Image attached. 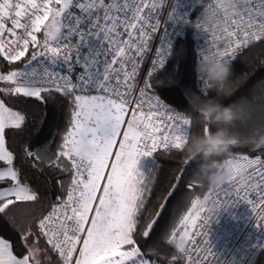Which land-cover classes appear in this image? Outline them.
<instances>
[{"label": "snow or ice", "instance_id": "obj_1", "mask_svg": "<svg viewBox=\"0 0 264 264\" xmlns=\"http://www.w3.org/2000/svg\"><path fill=\"white\" fill-rule=\"evenodd\" d=\"M191 6L194 21L176 0H0V264H226L208 240L218 209L243 202L264 228V146H253L264 78L234 96L264 69V0H236L235 13L223 0ZM177 25L204 37L197 59L230 63L236 77L222 103L243 131L233 126L238 143L217 158L216 187L184 154L192 96L213 92L198 76L196 91L175 74L154 78L184 54L172 47ZM161 84L186 111L155 94ZM164 160L176 164L165 171Z\"/></svg>", "mask_w": 264, "mask_h": 264}, {"label": "clouds", "instance_id": "obj_2", "mask_svg": "<svg viewBox=\"0 0 264 264\" xmlns=\"http://www.w3.org/2000/svg\"><path fill=\"white\" fill-rule=\"evenodd\" d=\"M223 3L235 13L236 0H223ZM204 22L214 26L220 21L205 14ZM193 71L196 76L203 78L204 83L213 92V95L207 98L193 94L190 102L195 113L193 125L206 123L211 131L192 130L184 145V154L190 159L202 161L196 179L208 187H216L225 180L222 174L225 166L217 158L229 154L231 148L238 143V138L232 134V128L240 121V113L233 105L222 103V99L235 91L233 84L236 77L230 63L212 56L197 59ZM253 146H264V135L258 136Z\"/></svg>", "mask_w": 264, "mask_h": 264}, {"label": "built area", "instance_id": "obj_3", "mask_svg": "<svg viewBox=\"0 0 264 264\" xmlns=\"http://www.w3.org/2000/svg\"><path fill=\"white\" fill-rule=\"evenodd\" d=\"M176 4L178 12L181 15L187 13L190 21H194L199 14L196 9L192 8L191 0H176ZM186 37L191 39L195 65L197 52L204 47V37H198L195 29L188 25H177L172 29V47ZM170 57L171 55L168 59ZM149 66L150 60H147L144 65L145 74ZM169 106L172 107V105ZM176 110L179 111L177 108ZM208 240L213 251L226 264L227 262L230 264H254L253 262L263 248L261 244L264 243V228L258 229L256 227L249 206L240 202L226 209H218L208 225Z\"/></svg>", "mask_w": 264, "mask_h": 264}, {"label": "trees", "instance_id": "obj_4", "mask_svg": "<svg viewBox=\"0 0 264 264\" xmlns=\"http://www.w3.org/2000/svg\"><path fill=\"white\" fill-rule=\"evenodd\" d=\"M174 50L183 47L184 54L179 59L175 55H171L166 65L158 72L154 74V78L159 81H163L166 77L175 74L180 78L184 85L190 88L192 91H196L195 88V73L194 69V54L192 51L191 39L186 37L183 40L178 41L174 46ZM264 78V69H256L254 74L246 82L241 83V87L234 92L236 98L242 96H249L258 86L259 81ZM156 94L167 104L174 106L179 111H186L187 108L185 101H179V92L174 87H165L163 84L157 85L154 88ZM174 94L177 98H174ZM193 131H198V125H193ZM237 131H243L242 126L237 124ZM200 161V160H199ZM164 170L167 171L169 167L175 166V160H164ZM202 163V161H200ZM258 257L253 262L254 264H264V247L261 249Z\"/></svg>", "mask_w": 264, "mask_h": 264}, {"label": "rangeland", "instance_id": "obj_5", "mask_svg": "<svg viewBox=\"0 0 264 264\" xmlns=\"http://www.w3.org/2000/svg\"><path fill=\"white\" fill-rule=\"evenodd\" d=\"M195 88H196V84H195ZM138 167H143V164L141 163L140 165H138Z\"/></svg>", "mask_w": 264, "mask_h": 264}]
</instances>
